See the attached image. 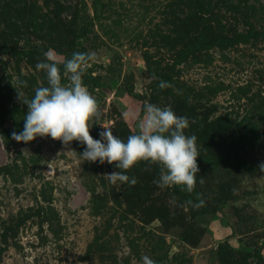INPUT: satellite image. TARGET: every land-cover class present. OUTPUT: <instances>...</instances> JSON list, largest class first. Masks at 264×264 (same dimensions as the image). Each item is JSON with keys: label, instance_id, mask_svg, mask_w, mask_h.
Here are the masks:
<instances>
[{"label": "rangeland", "instance_id": "obj_1", "mask_svg": "<svg viewBox=\"0 0 264 264\" xmlns=\"http://www.w3.org/2000/svg\"><path fill=\"white\" fill-rule=\"evenodd\" d=\"M49 50L96 54L94 139L105 125L126 142L146 103L187 117L194 191L159 187L146 161L111 184L115 162L83 161L76 140H14ZM262 162L264 0H0V264H264Z\"/></svg>", "mask_w": 264, "mask_h": 264}, {"label": "clouds", "instance_id": "obj_2", "mask_svg": "<svg viewBox=\"0 0 264 264\" xmlns=\"http://www.w3.org/2000/svg\"><path fill=\"white\" fill-rule=\"evenodd\" d=\"M45 61L38 62L36 68L46 72L48 86L35 89L34 96L18 99L27 105L23 131L12 132V138L25 143L37 136H50L68 146L76 140L86 145L79 155L83 161L100 164H113L119 171L104 174L111 184L117 182L135 185L136 177H129L126 171L141 161L160 166L159 179L154 181L159 187L183 186L182 190L192 193L196 187L197 163L199 150L196 135H186L185 129L190 121L185 116H178L170 106L163 108L146 103L144 115H131L139 119L138 133L129 135L126 142L113 135L112 126L102 125L100 139H94L90 129L105 115L97 97L83 82V76L94 62V52H74L71 58L58 59L52 50L44 53ZM60 65H63V78ZM26 87L27 81H20ZM161 81L160 87H170ZM195 123V121H191ZM264 171V162L259 165ZM123 170V171H121ZM200 183H203L201 178ZM188 203H192L189 201ZM204 201L200 200V205ZM143 264H157L148 256L142 257Z\"/></svg>", "mask_w": 264, "mask_h": 264}]
</instances>
